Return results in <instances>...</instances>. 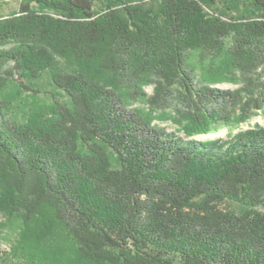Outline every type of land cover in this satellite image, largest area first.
<instances>
[{"label": "trees", "instance_id": "trees-1", "mask_svg": "<svg viewBox=\"0 0 264 264\" xmlns=\"http://www.w3.org/2000/svg\"><path fill=\"white\" fill-rule=\"evenodd\" d=\"M237 1L247 12L225 17L204 8L217 0L102 13L101 0H24L0 14V209L39 225L15 263L61 260L37 246L51 215L83 264H264V127L197 138L264 110V0ZM197 59L241 87L213 86ZM10 86L47 95L51 115L17 119ZM127 99L174 112L186 137Z\"/></svg>", "mask_w": 264, "mask_h": 264}, {"label": "rangeland", "instance_id": "rangeland-1", "mask_svg": "<svg viewBox=\"0 0 264 264\" xmlns=\"http://www.w3.org/2000/svg\"><path fill=\"white\" fill-rule=\"evenodd\" d=\"M24 0H0V14H9L19 8L20 2ZM117 0H101L95 6L99 12H103L107 6ZM139 1V0H132ZM141 1V0H140ZM228 4L222 6L220 0H217V4L213 8H208L204 5V8L212 15L224 16L223 13L239 15L242 12H247L246 5L243 1L237 0H226ZM228 6H232V10L227 9ZM225 17V16H224ZM64 62V60H63ZM65 63V62H64ZM195 65L198 73L206 77L213 86H217L221 89L236 90L241 87V84L234 80L230 67L222 62H218L216 65L212 64L211 61L200 62L198 59L195 60ZM48 70L52 71V66L47 67ZM50 71H44V77L46 78ZM48 72V75H47ZM145 92L152 94L154 92V86L147 85L144 87ZM8 96L14 106V116L17 119H26L29 115H34L39 119L40 115L50 116L52 111V102L50 98L45 94H33L17 88L16 86H10L7 89ZM129 107L132 109H138L144 111L154 124L160 125L166 128L170 132H174L182 137H186L185 126L178 123L175 118L174 112L157 110L150 105L146 100L127 99ZM254 127H264V110L259 111V114L254 116L247 122L235 123L231 126H224L217 132L212 134H200L197 136L199 139H210V138H222L228 139L231 135L238 133L241 130H246ZM51 215L43 216V228L50 233L47 241L42 239L41 243L37 245L42 247L41 249H47L49 246L55 248V251L62 253L61 260L57 264H83L75 261V252L72 247V243L65 238V235L61 229L51 220ZM58 228H57V227ZM39 227L38 223L31 226L29 229L37 234ZM27 227L16 218L9 217L0 209V264H17L13 261L12 252L15 246L20 245L21 236L24 232H31ZM37 230V231H35ZM32 236H35L31 232ZM27 251L34 253L32 248ZM35 254V253H34ZM39 256L40 253H38Z\"/></svg>", "mask_w": 264, "mask_h": 264}]
</instances>
